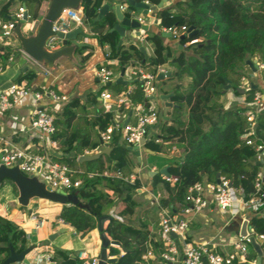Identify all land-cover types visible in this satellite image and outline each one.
Listing matches in <instances>:
<instances>
[{
	"label": "trees",
	"instance_id": "16d2710c",
	"mask_svg": "<svg viewBox=\"0 0 264 264\" xmlns=\"http://www.w3.org/2000/svg\"><path fill=\"white\" fill-rule=\"evenodd\" d=\"M44 0H4L0 3V20L9 18V14L19 5H24L29 20L38 17V7ZM138 1V0H136ZM155 7V17L162 28L192 26L194 35L179 40V44L201 37L200 42L189 45V53L180 49L175 56L165 54L166 46L159 34L155 33L146 40L152 46V53L146 57L134 42L125 46L118 43V34L111 30L115 22L114 16L107 13L101 19L95 20L97 10L103 0H82L81 12L83 24L89 28L100 43L110 46L109 57L116 58L110 68L121 70L126 65H134L137 61L145 70L153 72L157 65L171 67L170 77L182 76L188 78V87L175 84L170 90L171 121L160 118L158 131L144 143V147L152 151L146 152L150 162L160 158L161 144L153 141L159 135L163 141L173 140L181 147V155L174 167L158 164V171L149 177L150 186L167 191L166 196H160L158 204L167 206L172 212H177L186 194L189 184L196 181H216V173L226 177L230 183L241 188L244 196L254 192L253 179L258 169L255 161V151L245 144L242 137L248 128L243 111L245 106L233 102L227 108L222 106L223 85L230 83V89L235 95H243L249 101L255 89L248 87L240 94L236 87L240 85L241 77H247L245 59L247 56L264 57V0H173L168 6L157 7L160 0H147ZM132 6H128V15ZM89 46H80L77 52L80 60L84 61L90 53ZM12 50L1 46L0 65L9 63L8 56ZM34 72L26 69L18 74L15 81L23 79L29 82ZM126 84L110 83L101 85L95 93H88L84 102L78 97L64 100L59 111H54V132L51 138L58 142L60 154L51 152L53 160L65 163L70 167L81 165L82 173H78L81 183L71 192H77L81 202L87 203L88 208L74 204H62L59 212L64 222L79 236H84L96 229L97 218L107 214L111 208V219L104 227L110 239L117 240L125 248L121 253L120 247L109 245L108 255L117 256L114 264H138L140 255L148 244L162 247L161 242L152 241L148 236L151 221L157 224L156 214L145 209L150 216L142 220L141 228L135 229L129 220L135 213L138 201L136 184L115 177H87V171H101L105 168L119 167L123 174L131 172L138 164L127 156L130 150L122 139L119 130L112 134L108 143L111 150L107 154L78 163L76 155L84 149L93 150L100 146L97 130L104 129L111 119V113L98 107L97 96L102 89H109L112 95L118 94ZM166 92V91H165ZM132 101L142 100V92L138 83L131 93ZM90 105L93 116L88 118L86 106ZM186 109L187 116L181 118V111ZM254 138L264 142V103L256 114L254 123ZM73 153V155H71ZM164 159V158H162ZM164 169V172H160ZM162 175H173L176 181L170 185ZM264 190V184H263ZM151 213V214H150ZM251 228L256 234H264V218L258 214L250 217ZM10 245L16 252L27 247L24 231L12 221L0 215V258L9 254ZM50 253L51 264H79L75 254L66 249L52 246ZM236 262L234 258L233 263ZM264 264V258H262ZM157 263L156 260L151 261Z\"/></svg>",
	"mask_w": 264,
	"mask_h": 264
},
{
	"label": "built area",
	"instance_id": "2783aa9c",
	"mask_svg": "<svg viewBox=\"0 0 264 264\" xmlns=\"http://www.w3.org/2000/svg\"><path fill=\"white\" fill-rule=\"evenodd\" d=\"M148 7L145 13H132L133 17L140 23L146 24L149 16H153L154 9L147 0H143ZM172 0H162L161 6H167ZM125 5H121V9H125ZM160 7V6H159ZM25 6L19 5L9 18L0 21V36L14 37L12 29L17 20L22 19ZM28 17V15H27ZM155 21L159 22L155 17ZM79 26L84 32L87 31L83 24L82 15L73 8H63L56 19L52 21L51 28L54 31L66 32L69 29ZM185 26L179 29L175 27L163 28V31L170 32L173 37H178L186 31ZM140 30V28H139ZM137 36L138 43H142L143 36ZM45 45L53 49L58 45L57 37L49 36ZM12 59V55L8 56V60ZM109 52L104 53V60L95 69L97 80L101 84L113 81L117 76L114 70L109 66ZM262 67V64H257ZM47 72V68L41 66ZM3 67L0 65V72ZM125 75L129 78V84L116 95H112L108 89H102L98 98L102 103L105 111H109L107 106L110 104L121 107L129 111V118L123 126L122 120L111 115V119L104 129H98V139L101 144L110 142L112 134L119 130L122 132V139L128 145H137L141 147L150 137V130L156 126L160 119V109L156 101V93L153 90V84L157 82V74L166 72L164 65H157L153 72L147 71L138 62L134 65H127L124 68ZM247 77H241L239 87L247 89L249 83ZM138 83L142 92V100L132 101L131 93L135 84ZM26 98L34 100L46 98L49 102H57L66 100L65 95H59L51 87H32L27 85L23 80L10 81L8 85L0 89V112H6L13 108L15 104ZM237 102L243 104V111L246 126L248 130L243 133L242 137L247 145H250L255 151V161L258 163V169L253 179L254 192L249 196H244L241 188L233 186L224 176H218V181H196L189 184L186 188V194L183 202L180 204L178 211L172 212L167 206L157 204V231L156 236L152 237V241H159L162 247H156L148 244L146 250L140 255L138 264H151L156 260L157 263L165 264H205L204 260L209 264H235L234 258L238 256L240 262L244 261L246 254V244L248 236L254 235L260 239H264V234H256L252 228L245 235H240L230 242L233 250L223 252L217 248V244L210 241H194L187 239V230L189 222L210 205L218 214H229L231 216L238 214L243 210L257 211L264 202V142H257L254 138V123L256 114L262 108L264 98L260 92H254L249 101H245L243 95H239ZM54 110L47 107L34 106L29 113L30 125L37 128L39 132L46 137L47 146L43 148L35 147L32 149L30 145L12 146L2 152L0 156V164L6 167L16 166L18 170L25 175L36 176L49 190L63 189L71 192L77 188L81 179L77 176L83 171L70 167L65 163L55 161L51 157V152L58 150V142L51 138L54 132ZM142 140V142H141ZM0 141H4L0 136ZM155 143H162L159 135L153 137ZM96 149V148H95ZM93 149V150H95ZM91 150L85 149L79 155H87ZM87 177L96 175L104 177H115L131 184H136L140 190H146L145 186L137 183V173L129 172L123 174L119 167L114 169H103L101 171H87ZM162 177L173 185L176 177L173 175H162ZM162 196L160 191H156L153 195L154 199ZM28 220L35 228H41L44 225V219L35 212L30 211ZM56 223L67 225L61 217L55 220ZM33 251L32 257L28 253L24 255L30 262L34 264H51L50 253H44L39 246L31 247ZM30 249V250H31ZM108 251V248H107ZM112 256V255H108ZM79 264H97L98 255H89L83 250H79L76 254ZM2 259L0 258V262ZM10 264H24L21 260L14 261Z\"/></svg>",
	"mask_w": 264,
	"mask_h": 264
},
{
	"label": "crops",
	"instance_id": "0c3cea01",
	"mask_svg": "<svg viewBox=\"0 0 264 264\" xmlns=\"http://www.w3.org/2000/svg\"><path fill=\"white\" fill-rule=\"evenodd\" d=\"M2 1L4 0H0V3ZM46 2L47 0L42 1L40 6L38 7V11H37L38 17L36 19H33L32 21L29 22L26 20L25 22L22 23L21 29L24 34L27 35L33 31L34 27L36 26L37 22L39 21L40 17L42 16L46 8ZM172 2L173 0L171 1V3ZM75 10L76 12L82 15L81 5ZM133 11L135 12L134 8H132L131 11L129 10V15L133 16L134 14L132 13ZM143 25H145L146 28H140V30L138 28L139 36L144 37L142 43H138V39L136 36L138 34H135V30L130 28L126 29L125 31L126 35L122 38L120 43L123 46H125L128 42H134L137 46H139V48L143 51L146 57H148L152 53V46L149 43V41L146 40V37H149L155 33L160 35L162 43L166 46L165 54L168 55V57L175 56L180 49L189 53L188 51L189 45L201 41V37H199L197 39L186 42L184 45H181V47H178L179 45V41L177 39L178 37L173 38V36L171 35L167 36L162 34V32H166V31H163V28L159 26L157 21H155V9L152 18L148 19L147 23ZM84 27L86 28V26ZM86 30L87 31L85 32L83 31L84 32L83 36L80 35L78 37V40L84 43L83 46L85 45L89 46L88 50L90 49V53L88 54L87 58L84 61H81L80 54L77 52L78 47H76L75 50L71 53L70 57L61 56L55 61L54 67L49 69L47 68V72H45L41 68L42 65L33 61L29 56H27L24 52L21 51V49L19 48L18 41L15 37H12L10 39L6 37L3 39V37L0 36V49L1 46H8L12 50V52L10 53L12 55V59L9 60V63H6L4 66H2L3 70L0 72V89L5 88L10 81L13 80L15 81V78L18 76V74L28 69L31 70V72H34V76L29 82H26V80L23 79V81H25L27 85L37 88L48 86L54 89L56 93H58L59 95H65L66 100L73 97H78L80 101L84 102L88 93L97 92V90L101 87V85H103V84L100 85L99 81L97 80V77L95 75V69L99 66L101 61L104 60V53L110 52V46L108 43L106 42L100 43L98 39H96L93 36V33L89 28H86ZM247 59H251L256 62L255 71H252L248 66V64L246 63L247 66L246 71L250 76L249 79H247V81L249 84L252 83L254 86H256V88H254L255 89L254 92L256 91L260 92L262 97L264 98V57L260 58L258 56H247L245 60ZM109 60H110L109 66H111V64H114L117 59L113 57H109ZM136 63L137 61L134 62V64ZM257 64H262L263 66L259 67ZM124 68L121 69L123 70L121 76L122 79L126 81V84H129L130 80L125 75ZM165 69L166 72H169L170 75L171 67H168L166 65ZM121 70H114L117 77L120 75ZM169 75L164 76L160 80H164L165 78L169 77ZM168 93L170 92L166 90V92H160L159 94H156V101L160 109V118L171 121L172 119L171 111L165 114L162 113V109H161L162 104L166 108L171 107V102L169 100V97H167L166 99L160 98V95L168 94ZM238 98L239 95H235L230 88L226 89L222 96L223 108H227L228 106L232 105L231 103L237 102ZM97 100L100 101L98 96H97ZM63 102L64 101H57L51 103L46 98H42L38 100H34L32 98H26L15 104L13 108L10 109L9 111L0 112V136L4 140V141H0V152L9 149L12 146L30 145L32 149H34L37 146L40 148L47 146L46 137L43 136L37 128H34L30 125L29 122L30 110L34 106L41 107V106L49 105L50 107L53 108L54 111H59L63 105ZM98 107L103 108L101 101L100 104L98 103ZM107 109L110 110L112 116H115L122 121L128 120L129 118V111L121 107H116L115 105L113 106V104H110L107 106ZM86 111H87L86 115L88 118L94 115L93 114L94 112L90 105L86 106ZM157 130H158V126L156 125L154 128L150 130V133L153 134ZM156 144H161L162 146V151L160 152L159 155L160 158H156L155 161L152 162H143L141 150L143 149L145 154L146 152L149 153L152 152L147 148H145L143 144L141 147H139L140 160L138 161L136 159L137 162L139 163L134 165L131 170V172L137 173V177H138L137 183L144 185L146 188V190H140L138 187H136L137 194L134 195V198L138 201V205L136 206L135 213L133 216L138 218L140 222L150 216L149 214H147L145 209L149 208L150 212H154L155 214L157 212L156 201L158 200L154 199L153 195L156 191H160V190L158 189V187L152 188L150 186L149 177L152 176L155 173V171L156 172L158 171L157 168L158 164H165L168 167L169 166L174 167L177 158L180 157L182 151L181 147H178L173 140H167V141L162 140V143L159 142ZM101 148H103V144L100 143V146H98L95 150H91L89 154L94 153L100 150ZM130 152L132 153L131 150ZM54 153L60 154V151L55 150ZM78 155L79 154L76 155V160ZM74 168L82 170L83 167L77 164L74 166ZM160 192L162 196L167 195V191L165 189H161ZM47 201H49L48 203H50L47 204L48 208L50 210L51 209L54 210L56 216L54 219L51 220L48 217H45L47 220H49V223L52 225V227L51 229L43 231L40 234H36L35 237L31 235H27L26 232L21 227H19V220L16 219L15 216L6 213L7 206H3L2 212L0 213V215L9 219L18 228L24 231V236L27 246H30V248L33 246H39L41 247V250L44 253H49L48 250L52 247V245H54L51 242L54 238L58 236L59 233L58 229L64 226H67V229L70 228L68 225L59 224L55 222V219L59 217V212L62 208V204L50 200ZM15 205L17 207V201ZM111 208L112 207H110L107 212V214L109 215H111L110 214ZM252 214H258L264 218V202L263 205L257 211H250L246 209L233 216L229 214H218L215 211V209L210 205L209 207L205 208L200 215L195 216L189 222V226L187 230V239L190 242L206 241V240L210 242H214L217 244V248L219 250L223 252H230L233 250L232 246L230 245V242L233 239L240 236L239 232L242 222L245 221L246 225L251 228L249 219ZM132 218L133 217H131L127 221L129 222L130 225H132V227H134L135 229L137 228L139 229L140 227L134 226L132 224L131 221ZM156 219H157V215H156ZM106 223L107 221L103 223V226H105ZM44 225H45V220H44ZM35 229H39V228H35ZM94 230H96V234L94 233ZM94 230L89 231L84 236H79L77 233L74 232L73 242H69V240L61 241L59 244L55 246L66 249L67 252L75 254V256L79 250H83L87 252L89 255H98L100 248V241L98 239L99 234L97 229ZM156 231H157V225H155V221L153 220L149 224L147 235L156 236ZM52 233H56V235L53 237L52 240H49L48 236ZM259 245L262 250L260 264H263L262 258H264V239L259 243ZM88 247H92V250H89ZM32 255H33V251L31 249L28 252V256L32 257ZM245 255L246 256L244 258V261L241 262L255 264L257 255L249 243L246 244Z\"/></svg>",
	"mask_w": 264,
	"mask_h": 264
},
{
	"label": "water",
	"instance_id": "95a60500",
	"mask_svg": "<svg viewBox=\"0 0 264 264\" xmlns=\"http://www.w3.org/2000/svg\"><path fill=\"white\" fill-rule=\"evenodd\" d=\"M82 0H47L46 8L34 27L33 31L30 34H24L21 29V25L23 22L27 20V12L26 10L23 12L22 19L17 20L14 28L12 29V33L14 37L17 39L19 48L22 52H24L27 56H29L33 61L39 63L45 68L54 67L55 61L61 56L70 57L71 53L75 50L76 47L83 46L84 43L78 40V37L84 35L83 30L79 26H75L69 29L66 32L54 31L51 28L52 21L57 18L59 13L63 8H73L77 9ZM162 0L159 1L157 7L161 6ZM121 5H125V9H121ZM128 6H132L135 9L136 13H145L148 5L142 0H103L101 6L97 10V15L95 20L101 19L107 13H111L114 16L115 22L111 30H115L119 36L118 43L121 42L122 38L126 35V29H134L135 34H138V28H146L145 25L140 24L133 16L126 15L125 10L128 9ZM153 9L156 6L151 5ZM129 11V10H128ZM131 11V9H130ZM195 29L192 26H188L186 31L178 36V41L180 39H184L186 37H191L194 35ZM163 35H170V32H162ZM56 36L58 40V45L50 49L45 45V41L49 36ZM181 47V44L178 45ZM252 71L256 69V62L251 59L245 60ZM123 70L120 71V75L111 82H106L105 85H109L110 83H123L126 84V81L122 79ZM169 72H166L164 75L162 73L157 74V80L162 79L164 76H168ZM250 88L254 89L252 83L249 84ZM230 88V83L226 82L223 85V91ZM236 90L242 94L244 92V88L236 87ZM170 93L160 95L161 99H166L169 97ZM169 104V103H168ZM127 120H124L123 126ZM142 142V140H141ZM129 150L135 155L136 159L140 160L139 155V147L137 145L127 146ZM111 150V147L103 143V148L100 150L87 154V155H78L77 161L83 162L91 159H95L99 157L101 154H107ZM2 152H0L1 156ZM73 155V153H71ZM256 164H258L256 162ZM164 169H161L160 172H164ZM156 173V171H155ZM219 174L216 173V181H218ZM7 178L13 182L17 189V207L26 205L30 198L39 197L45 198L53 202H58L61 204H74L79 207L88 208V204L81 202L77 197V192H66L63 189L49 190L47 186H45L36 176L25 175L21 173L16 166L6 167L3 164H0V182ZM111 215L104 214L100 215L97 218L96 229L99 234L100 240V248L98 252V262L97 264H114L117 262V256H108L107 247L109 245L118 246L121 249V253L125 252V248L120 246V243L117 240L110 239L105 231L103 223L105 221H109L111 219ZM250 229L249 226L246 225V222L243 221L240 227V235H245L247 231ZM67 226H64L58 229L59 232L66 231ZM56 233H52L48 236L49 240H52ZM248 243L255 251L257 258L255 264L261 263L262 250L260 248V239L256 238L254 235L248 236ZM30 246H27L20 252H16L13 247L10 245L9 254L2 259L0 264H10L14 261L21 260L24 264H34L30 262L24 255L30 251ZM237 262L235 264H249L245 262H240V258L236 256ZM205 264H209L204 260Z\"/></svg>",
	"mask_w": 264,
	"mask_h": 264
},
{
	"label": "rangeland",
	"instance_id": "374dc122",
	"mask_svg": "<svg viewBox=\"0 0 264 264\" xmlns=\"http://www.w3.org/2000/svg\"><path fill=\"white\" fill-rule=\"evenodd\" d=\"M152 16H149V19H151ZM27 21H32L27 18ZM2 37V36H1ZM6 37H3V39ZM8 38H12V36H8ZM174 38V37H173ZM186 76H182L178 80L177 77H167L164 80H158L153 84V90L156 94H159L160 92H165L166 90H170L175 84H181V87L184 89L188 87V81ZM100 83V82H99ZM101 85V83H100ZM158 97V96H157ZM54 103V102H51ZM100 104V101H99ZM47 107L53 109L49 105H46ZM162 106V113L167 114L168 112L172 111L171 108H166L165 106ZM186 109L184 108L181 111V118H186ZM158 131V130H157ZM128 146V145H126ZM143 162H150V158L145 154L143 149L141 150ZM127 156L134 160V155L131 152L127 153ZM148 157V158H147ZM45 198H39V197H32L29 199L28 203L26 205L16 207V201H17V189L12 181H10L7 178H4L0 182V213L2 212V207H6V213L15 216L16 219L19 220V227H21L27 235H31L33 237L36 236V234H40L43 231H46L48 229H51L52 225L49 223V220H47L45 217H48L50 220L54 219L56 214L54 210H50L48 208L47 204L49 201ZM33 211L40 217H43L45 220V225L42 228L35 229L33 224L28 220L29 212ZM132 224L134 226L142 227L140 220L136 218L135 216H132ZM56 220V219H55ZM94 233L96 234V230H94ZM74 238V230L72 228L67 229L66 231H62L58 233V236L52 240L51 243H53L55 246L59 244L61 241L69 240V242H73ZM99 239V238H98ZM89 241V240H88ZM87 241V244H88ZM100 241V240H99ZM89 250H92V247H88Z\"/></svg>",
	"mask_w": 264,
	"mask_h": 264
}]
</instances>
